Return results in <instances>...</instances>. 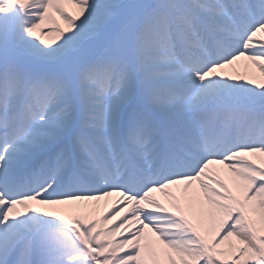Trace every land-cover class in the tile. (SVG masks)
Here are the masks:
<instances>
[{
	"label": "snow or ice",
	"instance_id": "obj_1",
	"mask_svg": "<svg viewBox=\"0 0 264 264\" xmlns=\"http://www.w3.org/2000/svg\"><path fill=\"white\" fill-rule=\"evenodd\" d=\"M241 59L264 76V0H0V264H264Z\"/></svg>",
	"mask_w": 264,
	"mask_h": 264
},
{
	"label": "bare ground",
	"instance_id": "obj_2",
	"mask_svg": "<svg viewBox=\"0 0 264 264\" xmlns=\"http://www.w3.org/2000/svg\"><path fill=\"white\" fill-rule=\"evenodd\" d=\"M69 11L74 13L75 10L69 7ZM60 26L62 28L65 27L62 22ZM47 27L49 26L46 25L45 28ZM65 31H67L66 28H65ZM37 34H39V32ZM44 39L46 43H55L59 40V37L53 34L52 36H45ZM224 74L233 76L238 80L240 79L244 81L250 80L253 82V86L256 83H264V76H261L259 69L256 68L250 61H247L244 59H241L237 61L234 65L226 68L224 70ZM260 159H264V158H260ZM213 167L219 172L221 178L225 180L229 188H232L233 183H232V178H231L230 173H228L227 170L224 169L222 166L216 165ZM172 191H173V194L176 195L178 198H182V192L180 190L173 189ZM188 191L189 193H191V190H188ZM154 195L162 203H165L166 205L169 203L168 198L165 197L163 194L156 193ZM119 200H120L119 197L113 196V197H109L101 201H93V202H88L85 204L74 205V206H71L69 214H77L81 216H86L88 220H100L102 216L110 212V210L118 204ZM121 215H123V213H121ZM188 218L191 222L195 223V219L193 216L190 215ZM118 219L119 217H117V220ZM105 227H111V223H109L108 225H105ZM201 231L203 234V229ZM119 235L120 234L117 233L116 237L114 238H119ZM234 242L235 241H233V243Z\"/></svg>",
	"mask_w": 264,
	"mask_h": 264
}]
</instances>
